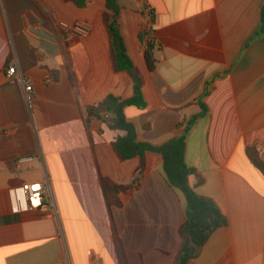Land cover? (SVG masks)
Returning <instances> with one entry per match:
<instances>
[{
  "label": "crops",
  "instance_id": "0c3cea01",
  "mask_svg": "<svg viewBox=\"0 0 264 264\" xmlns=\"http://www.w3.org/2000/svg\"><path fill=\"white\" fill-rule=\"evenodd\" d=\"M118 23L144 109L123 108L137 140L159 145L199 111L185 146L189 184L226 218L185 264H264V175L246 149L264 156V0H117ZM148 6L150 20L145 12ZM105 0H0V264H177L184 194L168 184L161 158L120 161L123 133L87 108L133 96L115 69L103 23ZM78 22L90 31H68ZM150 46V47H149ZM154 59L150 70L145 53ZM13 62L19 75L7 78ZM20 75L31 82L29 100ZM105 115L102 117L104 118ZM38 156L17 172L14 160ZM49 178L56 213L20 209L17 188ZM133 179H136L133 181ZM105 184L132 186L110 206Z\"/></svg>",
  "mask_w": 264,
  "mask_h": 264
},
{
  "label": "trees",
  "instance_id": "16d2710c",
  "mask_svg": "<svg viewBox=\"0 0 264 264\" xmlns=\"http://www.w3.org/2000/svg\"><path fill=\"white\" fill-rule=\"evenodd\" d=\"M67 1L72 2L76 8H83L87 2V0ZM118 10L117 0H105L103 23L108 34L114 67L119 71L123 69V71H127L132 76L134 93L131 98L126 100H119L109 96L104 101L88 107L87 120L92 118L103 119L109 127L123 133L117 136L111 144L113 151L120 161L137 157L139 159L137 171L139 175L144 171V157L147 153L156 154L161 158L168 184L173 188L179 189L185 197V222L178 229L181 243L176 255L177 264H185L189 258L198 252L199 247L208 235L227 222L215 203L208 198L200 196L194 190V187L189 184L188 177L191 175L196 177L197 182L201 183L202 179L198 175L197 170L189 166L185 161L187 136L196 120L203 118L208 113V108L204 104L203 99L211 91L212 83L208 82L204 93L195 100V103L199 106V111L176 126L178 129H182L181 134L173 136L159 145L138 141L136 128L133 123L125 119L123 108L133 105L138 109H144L146 103L141 92L142 79L137 74L134 65H132V60L126 53L118 23ZM261 22L264 23V9H262ZM261 34H264V26H260L255 33L257 36ZM145 55L148 67L151 70L154 59L148 51ZM104 115L105 117L102 118ZM246 154L254 167L264 175V156H262L261 147L255 145L248 147ZM103 189L109 207L120 206L119 194L129 192L132 186L105 184Z\"/></svg>",
  "mask_w": 264,
  "mask_h": 264
},
{
  "label": "built area",
  "instance_id": "2783aa9c",
  "mask_svg": "<svg viewBox=\"0 0 264 264\" xmlns=\"http://www.w3.org/2000/svg\"><path fill=\"white\" fill-rule=\"evenodd\" d=\"M148 19L152 18L151 11L148 6L145 7ZM90 31L87 23L78 22L68 32L79 36H85ZM5 75L7 78H13L19 75L13 62H8L5 66ZM21 89L24 96L29 100L31 95V82L25 76L20 75ZM36 160H40L38 156H23L14 160L13 169L17 172L22 169L28 170L33 167ZM20 203V209L48 211L52 215L56 213V206L52 197V191L49 184V178L45 175L41 180L25 182L17 188V195Z\"/></svg>",
  "mask_w": 264,
  "mask_h": 264
}]
</instances>
